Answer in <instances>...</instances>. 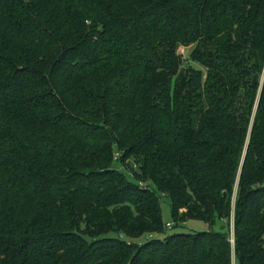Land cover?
<instances>
[{"label":"trees","instance_id":"16d2710c","mask_svg":"<svg viewBox=\"0 0 264 264\" xmlns=\"http://www.w3.org/2000/svg\"><path fill=\"white\" fill-rule=\"evenodd\" d=\"M232 258L264 264V0H0V264Z\"/></svg>","mask_w":264,"mask_h":264},{"label":"rangeland","instance_id":"374dc122","mask_svg":"<svg viewBox=\"0 0 264 264\" xmlns=\"http://www.w3.org/2000/svg\"><path fill=\"white\" fill-rule=\"evenodd\" d=\"M184 53V49L180 51V54ZM115 168L118 169L120 172H122L125 177L136 184H140L138 181H136L131 173L124 169L120 164H115ZM149 186V188L153 189L156 191L157 196L160 201V208H161V213H162V218L165 224H171V228L167 229V235L173 234V233H178V232H185V233H195L199 231H207L208 227L201 221L197 220H188V221H183L182 223L176 225L174 222L172 215H171V203L170 200L163 194H161L157 189L153 187L150 183L146 184ZM232 224V220H231ZM158 238H163V235L156 236ZM145 241V238L140 239L138 242L143 243Z\"/></svg>","mask_w":264,"mask_h":264},{"label":"built area","instance_id":"2783aa9c","mask_svg":"<svg viewBox=\"0 0 264 264\" xmlns=\"http://www.w3.org/2000/svg\"><path fill=\"white\" fill-rule=\"evenodd\" d=\"M118 157H119L118 154H115V159H117ZM170 228H171V224L165 225V229H170ZM233 243L234 241H233V236H232L230 239V244L232 245V247H233ZM232 264H235L234 258H232Z\"/></svg>","mask_w":264,"mask_h":264}]
</instances>
